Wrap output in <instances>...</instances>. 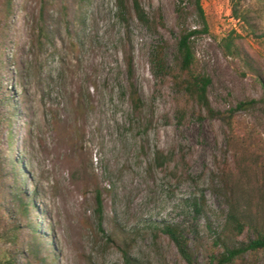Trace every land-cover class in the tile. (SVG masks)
Listing matches in <instances>:
<instances>
[{
    "label": "rangeland",
    "instance_id": "obj_1",
    "mask_svg": "<svg viewBox=\"0 0 264 264\" xmlns=\"http://www.w3.org/2000/svg\"><path fill=\"white\" fill-rule=\"evenodd\" d=\"M140 2L160 14L159 34L131 17L127 38L115 0H10L8 18H0V96L15 109L0 133L1 187L7 202L33 200L21 240L30 228L52 248L53 258L39 264H122L124 250L151 264H184L153 226L160 221L184 226L198 262L207 264L222 250L214 230L228 209L225 185L248 215L264 221L262 87L225 47L230 39L263 65L251 31L264 32V0H241L250 24L231 16L230 0L202 1L207 31L193 38L195 69L211 78L210 103L228 116L199 120V109L184 105L181 123L179 96L171 83L156 85L148 53L161 37L172 63L180 32L201 29L200 18L192 0ZM157 149L175 162L158 166ZM199 191L206 213L196 218L185 200ZM8 226L0 215V264L16 251ZM246 236L248 227L238 239ZM244 258L264 264V249Z\"/></svg>",
    "mask_w": 264,
    "mask_h": 264
},
{
    "label": "trees",
    "instance_id": "obj_2",
    "mask_svg": "<svg viewBox=\"0 0 264 264\" xmlns=\"http://www.w3.org/2000/svg\"><path fill=\"white\" fill-rule=\"evenodd\" d=\"M202 1L192 0L200 18L201 29H185L180 32L175 44L172 63H169L166 57L168 43L161 37L150 46L148 53L149 70L155 79L156 85L160 86L167 82L171 83L175 93L179 96L175 100V103H177L175 110L177 123H181L185 118L186 106L188 105L196 106L199 109V112L196 114L199 120L203 118L225 120L226 116H228L212 107L208 97V87L211 84V78L195 69V56L192 49L193 38L199 33L207 31ZM230 2L231 16L234 19L243 20L250 24L246 18L247 15L241 9V0H230ZM115 8V16L124 27L127 38L130 33L129 22L131 17H134L152 35L159 34V28L164 26L160 14L151 15L147 13L140 0H115ZM10 11V0H0V18H8ZM42 11L43 7L39 10V17H42ZM251 32L263 47V65H257L244 49L235 45L230 39L225 40V47L229 50L230 54L233 53L241 57L247 69L255 73L262 87V101H264V32L257 33L254 30ZM126 65L129 76H131L132 58L126 59ZM3 70L4 62L0 59V82L3 78ZM130 97L134 108L140 109L141 99L135 95V92H131ZM243 104L239 103L236 109L242 108ZM184 105L186 106L184 107ZM0 106L6 112V116H0L1 133L3 125H10V118L14 115L15 109L6 93L0 96ZM9 135H11L10 131H8ZM183 160L184 156L181 154V164ZM155 161L161 167L175 162V159L171 152L164 153L162 150L157 149L155 151ZM14 163L15 161L12 163V168L14 167ZM174 167L176 168V166ZM1 184L4 183L1 180L0 168V215L9 224L8 227L11 231V238L14 244L13 250H16L2 264H18L16 263L15 254L20 255L23 261L21 264H39L44 263L46 260H51L53 258L52 248L47 249L41 245V235L39 233L28 228L25 232L28 235L27 241L22 242L21 240V219L27 221V215L33 206L32 198L25 199L24 195H15L11 202H7ZM222 191L224 202L228 209L223 224L214 230L216 242L221 244L222 250L212 254L207 264H248L244 258L246 253H253L264 249V221L248 215L232 193L227 191V185L223 187ZM185 202L193 217L197 218L201 214L206 213V200L202 191H199L198 195H195L191 199L185 200ZM28 224L30 223L28 222ZM210 225L211 223L208 221L207 227ZM153 226L157 231L166 235L176 248L177 254L184 264H201L198 262L194 250L190 246L188 230L184 226L168 221H160ZM247 227L251 230L252 236H246L244 239L239 240L238 237L243 234ZM122 260V264H151L149 261L130 255L126 250L122 253Z\"/></svg>",
    "mask_w": 264,
    "mask_h": 264
}]
</instances>
